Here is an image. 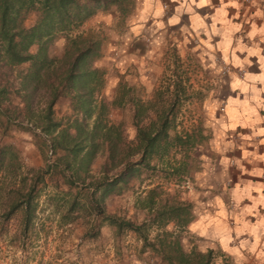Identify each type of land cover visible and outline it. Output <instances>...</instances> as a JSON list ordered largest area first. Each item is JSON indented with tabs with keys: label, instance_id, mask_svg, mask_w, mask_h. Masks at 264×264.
Masks as SVG:
<instances>
[{
	"label": "trees",
	"instance_id": "obj_1",
	"mask_svg": "<svg viewBox=\"0 0 264 264\" xmlns=\"http://www.w3.org/2000/svg\"><path fill=\"white\" fill-rule=\"evenodd\" d=\"M127 4L128 0H0V75H4L1 69L10 72L30 65L19 74L17 82H11L9 73H5V80L0 79L2 134L6 135L13 126L29 131L43 139L39 148L43 155L49 150L51 159L54 158L53 162L47 159V167L37 171L27 191V179L22 180L20 200L5 218L8 220L16 210L24 209L27 232L46 190V176L54 173L64 179L68 191L62 197L48 195V198L64 199L76 188L79 192L73 195L72 205L62 219L73 223L77 217L72 214L78 209L89 210L95 218L87 237L101 234L102 226L107 225L118 237L129 232L136 234L143 243V252L150 249L162 264H216L213 251L201 252L196 248L187 251L176 234L165 230L171 223L181 230L187 228L193 221V204L178 202L175 196L164 197L157 188L150 189L137 200V207L147 212L141 224L108 215L102 206L107 197L123 195L130 180L138 178L143 168L156 170L161 163L173 175L185 174L186 162L174 164L167 157L172 150H188L197 137L172 133L176 130L179 95H186L181 84L175 86L171 100L163 94L158 95V100L137 99L132 95L133 87L124 83H120L113 99L101 96L106 71L98 66L105 45L100 34L90 31L69 37L62 55H52L53 42L59 35L74 32L99 11L117 8L127 16L130 13ZM30 15L36 17L32 27L26 24ZM33 47L37 48L35 53ZM169 90H165L167 95H171ZM63 98L71 100L75 114L67 119V125L55 113ZM119 109L131 111V125L137 132L135 141H128L124 119L119 123L111 119L113 111ZM99 155L106 161L101 176L97 177L92 174V166ZM16 162L17 149L0 143V173L3 169L8 172ZM41 184L44 187L39 188ZM154 227L158 234L151 239Z\"/></svg>",
	"mask_w": 264,
	"mask_h": 264
},
{
	"label": "crops",
	"instance_id": "obj_2",
	"mask_svg": "<svg viewBox=\"0 0 264 264\" xmlns=\"http://www.w3.org/2000/svg\"><path fill=\"white\" fill-rule=\"evenodd\" d=\"M127 6V16L98 12L88 24L116 29L121 24L124 30L100 60L109 70L101 96L114 98L125 81L158 88L169 46L199 62L205 80L194 90L203 99L209 163L188 194L194 206L190 230L206 244L194 248L213 251L216 264H264V0H128ZM117 113L122 121L123 110ZM5 216L0 215V264L55 259L51 245L30 246L31 235H45L40 229L45 220L58 231L75 226L62 215H36L27 232L25 216L8 230L16 215ZM107 231L116 235L110 227L101 229ZM89 247L82 241L79 249ZM105 248L102 264H146L134 256L122 258L113 244ZM83 263L88 264L84 257L75 264Z\"/></svg>",
	"mask_w": 264,
	"mask_h": 264
},
{
	"label": "rangeland",
	"instance_id": "obj_3",
	"mask_svg": "<svg viewBox=\"0 0 264 264\" xmlns=\"http://www.w3.org/2000/svg\"><path fill=\"white\" fill-rule=\"evenodd\" d=\"M116 10L117 8H112L107 12H99L113 14ZM92 18L87 20L74 32L59 35L53 42V47L51 49L52 55H62L69 37H75L93 31L100 34L105 39L103 51L104 56L109 45L114 41L116 42V39H118L116 36L124 31L122 30L123 25L119 24L117 29L113 26H103L100 24H95L90 27L88 24ZM35 21V15H30L26 24L28 27H32L35 24ZM36 51L37 48L33 47L32 52L35 53ZM177 52V50H174V47H168L167 55H165L164 63H162L165 75L158 88L149 90L142 85L131 87H133L132 95L137 99H142L144 101L158 100V95L160 94H163L165 99L168 98L171 100L173 99L172 94L176 90L175 86L177 84H181L186 88V95H182V93L179 95L181 102L176 111V130L172 133H190L195 136L197 135L196 143L188 150H172L167 159H172V163H177L178 165L181 162H186L188 164L187 172L185 174L173 175L172 172L161 163L158 164L156 170H147L143 168L138 178L130 180L129 188L123 195H113L104 200L102 206L108 215L127 218L135 221L137 224L143 223L146 219L147 212L137 207V200L138 198L145 196V193L148 190L154 188L159 189V192H163L164 197H167L168 195L171 197L175 196L178 202L190 203L188 194H191V192L196 189L195 178L202 168H204V164L209 163V154L207 152L209 132L206 128H203V123L206 120L202 113L204 112V109L201 107L203 99L199 96L198 90H194V86L199 85L201 81L205 80V77L201 75V67L198 61L196 62L188 58H183L181 54L176 55ZM99 63L100 62H98V66ZM28 68H30L29 64L16 67L10 72L6 69H1L4 71V75L2 76L1 74L0 79L5 80V73H9L11 82H17L19 74H23ZM100 68H103L106 73L109 71L107 70V67ZM123 83L129 86V82L125 81ZM168 89H170L169 91H171V95L165 93V90ZM104 97L110 100L113 99L112 94H109L108 96L104 95ZM55 113L56 118L58 120H64V124L67 125V119L75 117L71 106V100L69 98H63L60 100L56 105ZM119 115H121V113L112 114L111 119L115 123H119ZM122 115V119L127 123L126 136L128 141H135L137 132L131 125V111L125 110ZM8 130L9 131L6 135H3V130L0 128V143L3 145H11L17 149L18 162H16V166L10 168L8 172L6 169H3L0 173V215H7L11 210V207L17 204L20 200L18 191L23 189L24 183H22V180L24 178L27 179V191L31 183L30 181L32 179L35 180L37 177V171L47 167V159L52 162L54 161V158L53 160L51 159L52 155L49 150L46 155H43L40 151L39 148L40 144L43 143V139L35 137L34 134L29 131H23L14 126L10 127ZM59 154H62V152H59ZM105 161L106 158L104 156L99 155L97 157L92 166L93 175L97 177L101 176V168ZM46 185V190L42 193L40 207L36 215H53L58 218L59 215H66L72 205L73 195H76L79 191L74 188L71 196L66 195V198L54 201L53 199L50 200L48 195H59L62 197V195L64 196V194H67L66 191H68V187L64 182V179L60 175H55L54 173L46 176ZM41 187H44V185L41 184L39 188ZM82 194L86 195V192L83 191ZM77 211L76 214H72L77 217L74 224L75 226L72 225L71 228L58 231V229L56 230L54 223L45 220L46 224H44V227L40 228L43 230L41 233H45V235L42 237L39 235L36 236L34 233L31 235V240L29 241L30 246L36 245L35 247L48 248V246L51 245L52 250L50 258L53 259L52 257H55L53 260L48 259L46 260V263L40 262V264H51V262L53 264H75L76 261H81V258L83 257L88 264H102L105 259L102 256V252L105 251V246L112 244L120 249V255L122 258L125 257L127 259L129 256H134L136 259H143L146 264H162L160 257L154 255L150 249L143 252V243L137 235L136 238H134V236L127 233L122 237H118L113 232L107 231L103 232L104 234L101 232V234H98L95 237H87V233L91 229L92 220L95 217L90 215L89 210L84 208L78 209ZM13 215H16V218L14 222L9 223L8 230H14V228H16V223L18 224L17 221L20 223L26 213L24 209H18ZM11 224L12 226H10ZM104 227L108 226H102V228ZM165 230L176 234L180 239L181 245L187 251L192 250L194 247L198 248V246L204 247L203 245H206L202 243L203 241L200 240L192 230H190V225L181 230L174 223H171L166 226ZM157 234L158 229L156 227L152 228L150 238L154 239ZM49 237L51 239H49ZM113 237L114 240H112ZM81 240L86 241L87 245L90 246L88 249L84 248V252H81L79 249L82 245ZM136 245L140 246L141 250H139ZM54 248L55 250H53ZM105 255L108 254L105 253Z\"/></svg>",
	"mask_w": 264,
	"mask_h": 264
}]
</instances>
